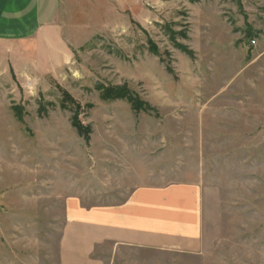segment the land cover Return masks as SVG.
Returning <instances> with one entry per match:
<instances>
[{"label": "rangeland", "instance_id": "374dc122", "mask_svg": "<svg viewBox=\"0 0 264 264\" xmlns=\"http://www.w3.org/2000/svg\"><path fill=\"white\" fill-rule=\"evenodd\" d=\"M59 18L69 68L0 62V264H60L69 198L177 182L202 186L201 252L106 242L98 264H264V0H63Z\"/></svg>", "mask_w": 264, "mask_h": 264}, {"label": "crops", "instance_id": "0c3cea01", "mask_svg": "<svg viewBox=\"0 0 264 264\" xmlns=\"http://www.w3.org/2000/svg\"><path fill=\"white\" fill-rule=\"evenodd\" d=\"M63 0H0V62L53 74L75 58L60 13ZM203 190L198 182L143 186L111 205L67 202L60 264H98V246H139L199 253L203 249Z\"/></svg>", "mask_w": 264, "mask_h": 264}, {"label": "trees", "instance_id": "16d2710c", "mask_svg": "<svg viewBox=\"0 0 264 264\" xmlns=\"http://www.w3.org/2000/svg\"><path fill=\"white\" fill-rule=\"evenodd\" d=\"M133 95L132 93H130L128 90H126V88H118V89H109L106 94H104V97L107 99H111V98H128L131 99L133 108L136 111H140V110H146V108L148 107L147 104L142 103L139 100H133L131 96ZM130 101V100H129ZM20 107L19 106H15L14 107V111L18 114V116L20 115ZM80 108V107H79ZM76 111V121H75V125L76 127L79 129V131L81 132V134L86 135V133H89L90 131V127H86L82 124V122L79 120L78 115L80 114V109H78L77 107L75 108ZM20 118H22V116H19ZM99 247V246H98Z\"/></svg>", "mask_w": 264, "mask_h": 264}]
</instances>
